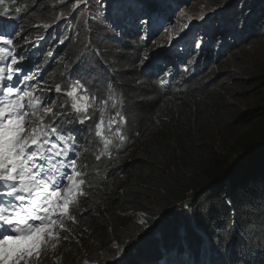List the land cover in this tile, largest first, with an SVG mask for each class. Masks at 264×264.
Here are the masks:
<instances>
[{"label": "trees", "instance_id": "obj_1", "mask_svg": "<svg viewBox=\"0 0 264 264\" xmlns=\"http://www.w3.org/2000/svg\"><path fill=\"white\" fill-rule=\"evenodd\" d=\"M116 1L123 17L130 15L145 32L150 20L162 17L167 23L168 13L173 14L168 11L172 0ZM184 1L175 2H189ZM219 6H226V19L234 21L247 11L249 21L240 25L245 31L233 33V22L222 16V27L216 29L212 23L199 48L193 43V32L189 39L180 37L167 53L163 71L170 75L171 84L159 85L140 69L142 35L135 33L126 34L116 47L101 44L105 36H98L96 42L90 39L89 45L86 38L59 45L47 36L30 56L31 61L38 57L34 63L49 70V84H67V68L85 61L95 69L90 83L100 85L106 78L118 87L123 102L109 114L125 109L128 113L126 140L113 149L115 160H105L99 172L93 171L95 179L90 190L85 188L84 208L76 212L87 238L91 232L101 233L105 250L95 256V264H264V11L254 20L264 9V0H226ZM4 8L10 15L0 23L18 27L33 42L46 36L44 23L59 22L58 12L69 6L52 0H5L0 12ZM252 24H258L254 31ZM129 25L126 29L133 30L134 24ZM53 29L57 36L67 34L58 26ZM216 37L223 38L222 49L214 47ZM243 37L246 40L239 43ZM95 48L107 50L96 53ZM49 49L56 52L52 57L46 52ZM226 51L234 53L233 67L228 73L218 72L216 65ZM61 52L65 54L60 60L56 56ZM214 56L218 58L210 59ZM230 93L236 101L239 96L251 99L252 106L238 113ZM97 163L93 159L89 165ZM233 195L236 206L226 203L233 201ZM144 212L148 221L141 226L138 221ZM233 220L238 223L233 225ZM229 234L230 240L225 241ZM201 237L215 247L208 258L201 254ZM116 245L122 252L115 251Z\"/></svg>", "mask_w": 264, "mask_h": 264}, {"label": "snow or ice", "instance_id": "obj_2", "mask_svg": "<svg viewBox=\"0 0 264 264\" xmlns=\"http://www.w3.org/2000/svg\"><path fill=\"white\" fill-rule=\"evenodd\" d=\"M83 3L86 0H76L73 7ZM9 15L4 8L0 21ZM62 18L67 17L61 13L57 20ZM29 43L18 27L0 23V64L6 65L0 66V264H35L44 245L59 243V231H66L64 221L75 220L72 206L85 188L91 189L93 171L99 172V166L113 158V149L126 140L124 126L130 123L126 109L109 114L123 101L114 100L110 91L105 95L110 84L89 82L95 69L83 60L68 84L44 82L43 66L25 51ZM149 59L145 55L139 63ZM75 126L92 134L85 139L89 147L79 143ZM87 152L97 164L81 160ZM235 199L233 195L226 203L236 206ZM140 216L139 224L146 226L147 213ZM224 240H230V234ZM115 251L122 252L121 246Z\"/></svg>", "mask_w": 264, "mask_h": 264}, {"label": "rangeland", "instance_id": "obj_3", "mask_svg": "<svg viewBox=\"0 0 264 264\" xmlns=\"http://www.w3.org/2000/svg\"><path fill=\"white\" fill-rule=\"evenodd\" d=\"M55 4H59L62 2H65L69 8L66 10H62L58 12L56 18L60 16L61 13L66 16V19H63L65 22L70 23L73 25V31L74 36H76V39L80 38H86V42L90 39H96L98 36H105L109 37L111 34L112 29L107 27V21L111 22L114 21L115 18L107 14L108 11L111 10V5L107 4V6L103 5L102 1L98 2L99 0H86V3H83L79 5L78 7H73V5L76 4V0H52ZM110 1L114 5V1L112 0H105ZM226 0H220L221 3H223ZM220 2H216L215 4H211V1H205L202 0L201 2L196 1H189L187 6L189 9L187 11H183L182 8H177L171 18L168 20V24H166L163 28L157 31V44L159 46H163L164 44H167L169 42H175L179 38V35L182 37L186 36L187 38H190V33L187 32L194 26H207L208 21L206 20V16L210 12H217L223 13L222 10H227L226 6H219ZM185 4V5H186ZM240 6V4H239ZM83 8V9H82ZM264 8V7H263ZM179 9V10H178ZM235 10V8H234ZM169 11V10H168ZM264 11V9L258 13V15L254 20H258L261 13ZM246 14L243 17L238 18L235 21H232V32H236L241 24L246 22V24L249 21L248 12L245 11ZM81 14V15H80ZM226 14V13H225ZM80 15V16H79ZM116 19H119V16L114 13ZM234 15L237 16L236 13ZM79 16V17H78ZM203 16V19H200L199 17ZM239 16V14H238ZM237 16V17H238ZM253 18V17H252ZM223 20H226V16L222 18ZM111 20V21H110ZM231 22V21H230ZM245 24V25H246ZM244 25V26H245ZM221 24H217L216 28L219 29ZM258 26V24H252V27L255 29ZM183 29V31H181ZM228 29V28H227ZM229 30V29H228ZM245 30L241 29L239 33H243ZM156 36V34L154 35ZM105 37L103 39H105ZM201 35L199 32H196V38L195 43H200ZM243 40V38H242ZM76 41V40H75ZM242 41H239L241 43ZM101 44H103V41H101ZM163 50V49H161ZM234 54V53H232ZM231 54V55H232ZM228 56L227 58H222L223 64H221L218 68L216 65V68L219 71L226 70L227 73L229 72V68L233 67V59L234 55L231 57ZM236 55V54H235ZM210 74V73H209ZM229 94V93H227ZM229 95L230 99L232 100V103H236L239 107L238 113L240 111L244 112L248 107L252 106V100L248 99L243 96H239L237 101L234 100L235 94L230 93ZM237 97V96H236ZM237 113V115H238ZM81 201L84 200L83 197L80 198ZM78 203V202H77ZM83 210V208L80 206L78 208V213ZM75 217L74 222L65 220L64 223L66 226L64 227L66 231H60L59 232V243H55V240L49 241L46 245L43 246V252L39 259V261H36L35 264H95L94 261H97V259H94L95 256L99 252H104L105 247L102 245L100 240V232H91L90 236L87 238L85 235L88 233L87 230L78 222V216L71 215ZM68 237L67 240L64 239V237ZM84 238V239H83ZM53 244L56 246L53 247ZM62 250H67L70 253L67 255H64V252ZM148 264V263H147Z\"/></svg>", "mask_w": 264, "mask_h": 264}, {"label": "clouds", "instance_id": "obj_4", "mask_svg": "<svg viewBox=\"0 0 264 264\" xmlns=\"http://www.w3.org/2000/svg\"><path fill=\"white\" fill-rule=\"evenodd\" d=\"M188 1V0H187ZM192 1H197V0H192ZM243 2L245 1H247V0H242ZM252 1V0H251ZM184 2H186V1H184ZM241 2H238L237 3V6H239V4H240ZM242 4V3H241ZM184 6H187V4L186 5H183V7ZM183 7H182V9H183ZM239 7H241V6H239ZM188 9H189V7H188ZM183 11H187V9L185 10V9H183ZM223 11V10H222ZM168 18H171V16L173 15H170V13H168ZM130 16V15H129ZM222 16H227V14H224V12L222 13H217V12H210V13H208L207 14V16H206V20L208 21V24H207V26H203V28H201V26L199 25V26H197V27H193V28H191L190 30H188L187 32H189V33H191V32H193V34H194V41H193V43H194V45H196V43H195V38H196V32H199V34L201 35V39H200V42L202 41H204L207 37H208V32H209V30H210V28H211V24L213 23V24H215V25H217V24H219V22L221 21V17ZM127 19H128V17H124V19L122 20V21H124L123 23H121L120 25H121V27L123 28V32L124 33H126V28L128 27V26H130L129 25V23L127 22ZM205 19V18H204ZM166 20V18H162V17H160V18H157L156 20H154V21H152V25H151V27L153 26V25H155L157 22H158V25L160 26V28H163L166 24H168V22L166 23L165 22V24H164V21ZM227 23H230V21H232V20H230V19H226L225 20ZM140 35H142V37H141V41H140V43H141V45L143 46L141 49H139V51H138V64H139V66H140V69L142 68V71H143V73L145 74H147L148 75V72H147V62L148 61H145V63L144 64H140L139 63V61H140V59H142L145 55H148L149 57H150V59H149V61H156V60H159V59H162L163 60V64H164V66H165V68H166V70H167V66H168V58H167V56H163V54H162V52H161V49H163V50H165L167 53L169 52V50L171 49V48H175L176 47V45H177V43H171V42H169V43H167V44H164L163 45V47H160L158 44H157V41H158V38H157V33H156V36H153V38H151V36H145V33H141ZM155 35V34H154ZM124 36L123 35H119L118 36V39H117V41H113V42H111V43H106V42H103V45L104 44H111V46L112 47H116L118 44H119V40L120 39H122ZM180 37H182L181 35H179L178 37H176V38H180ZM219 37H216V40H215V43H214V47H216V49H219L218 48V43L220 42V44L222 45V43H223V38H220V39H218ZM148 39L149 40H151V45H149L148 44ZM204 43V42H203ZM203 43H201V46L203 45ZM112 44H114V45H112ZM73 47H75V46H73ZM179 49H181V48H179ZM228 49V47L225 49V50H227ZM102 50H107V48H103V49H101V50H98V51H102ZM236 50H234V52H235ZM238 52V51H237ZM236 52V53H237ZM226 54L224 55V57L223 58H227L228 56H230L231 55V53H229L228 51H226L225 52ZM78 56H80V55H78ZM107 59H108V57H107ZM109 60H111V59H109ZM112 61V60H111ZM221 64H223V62L221 61L220 62V64L217 66V68L221 65ZM76 65L77 64H75L74 66H73V77L75 76V68H76ZM217 68H216V71H217ZM152 73L155 75V76H157V77H160L162 74L161 73H159V72H157V71H152ZM164 76H166V74H164ZM163 79H164V77H163ZM100 85L99 86H106V85H111V89H106L105 90V95H107L108 94V92L110 91L112 94H113V97H116V96H120L119 95V93L117 92V88L118 87H116V85H115V83H114V81H110L109 79H102L100 82ZM163 83V81H161V83L160 84H162ZM113 155V154H112ZM112 159H114V158H112ZM115 160V159H114ZM78 163H79V161H78ZM81 197H83V196H80V198ZM84 198V200L83 201H80V202H78V204L75 206V207H77V209L76 210H73V212H77L78 211V208L81 206L82 208H84V206L83 205H85V197H83ZM75 213L73 214V215H75ZM78 220V222L80 223V221H79V219H77ZM203 242V243H202ZM55 243H56V241H55ZM200 243H201V246H203V248H202V256H203V258H208V257H210V254H211V251H212V249H211V247L209 246V245H206V243H205V241L203 240V238L201 237V239H200ZM205 248V249H204ZM204 250L208 253V254H206L205 252H204ZM63 251V250H62ZM55 264V263H54ZM210 264V263H209Z\"/></svg>", "mask_w": 264, "mask_h": 264}, {"label": "bare ground", "instance_id": "obj_5", "mask_svg": "<svg viewBox=\"0 0 264 264\" xmlns=\"http://www.w3.org/2000/svg\"><path fill=\"white\" fill-rule=\"evenodd\" d=\"M113 1V0H112ZM150 1V0H149ZM175 1H179V0H172V2H171V6H173L172 8H169L168 9V7H170L169 5L168 6H166V9H168L169 11H173V14L175 13V11L177 10V8H178V5L181 3V2H179V3H177L176 4V2ZM115 3V2H114ZM4 5V4H3ZM127 5V3L125 2L124 4H123V6H126ZM150 5V2H147V6H149ZM151 6L153 7L154 6V4H153V2L151 3ZM226 9H227V7H226ZM114 14V13H113ZM176 15H177V13H175ZM224 14H225V12H224ZM227 14V13H226ZM111 21V20H110ZM118 20L117 19H115L114 21H111V22H109L110 24H112V27H111V29H112V31H113V29L114 28H121V25L120 24H118ZM246 24V22H244L243 24H241V28L244 26ZM153 28H157L158 26H152ZM222 27V26H221ZM241 28L239 27L238 29H240L241 30ZM253 28V27H252ZM217 29V28H216ZM220 29V28H219ZM225 31H228V29H226ZM253 31H254V28H253ZM233 33H235V32H233ZM237 35H238V33H237ZM103 36V35H102ZM101 36V37H102ZM184 37V36H183ZM186 37V36H185ZM106 38V37H105ZM187 38V37H186ZM187 39H189V38H187ZM244 40H246V38H244L243 37V40L241 39L240 41H244ZM221 42V41H220ZM220 42L218 43V48H220V49H222V47H221V44H220ZM89 43H91L92 44V41H89ZM174 43H177V41H175ZM98 49L97 48H95L94 49V51H97ZM183 50V49H182ZM161 52H162V54H163V56L165 57V56H167V52L165 51V50H161ZM185 57H186V55H185ZM218 57L217 56H214V57H211L210 59H212V60H216ZM222 61V60H221ZM153 70H156L157 72H159V73H161L162 75L160 76V77H157V76H155L153 73H152V71ZM166 70V68H165V66H164V64H163V60L162 59H159V60H156V61H149L148 60V62H147V72H148V75H150V76H154L157 80H158V83H159V85H161L160 83H161V81H163V83H162V85H165V84H171V77H170V75L169 74H167V73H163V71H165ZM209 71V70H208ZM207 71V72H208ZM167 72V71H166ZM207 72H205V73H207ZM164 74H167L166 76H164ZM163 77H164V79H163ZM80 131H85V130H83V129H81ZM79 131V132H80ZM85 142V141H84ZM129 142H130V140H129ZM128 144H130V143H128ZM185 145V144H184ZM179 172V171H178ZM188 175V174H187ZM106 179V178H105ZM181 179V178H180ZM203 193V192H202ZM83 197H85V196H83ZM81 201V199H78L77 200V202H80ZM75 212H73V214H74ZM60 232V231H59ZM203 243V242H202ZM201 245V244H200ZM184 248H188V250H191V248L190 247H187V246H184ZM193 248H195V249H197V247L196 246H193ZM205 249V248H204ZM211 249H215V247H212ZM179 250V248H176V251L177 252H181L182 253V251H178ZM204 252L206 253V254H208L205 250H204ZM222 254V253H221ZM193 257V256H192ZM191 257V262H192V260H193V258ZM225 259V258H224ZM206 260V259H205ZM226 260V259H225ZM204 262L205 261H203V263H201V264H204ZM225 262V261H224Z\"/></svg>", "mask_w": 264, "mask_h": 264}]
</instances>
